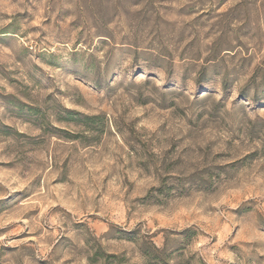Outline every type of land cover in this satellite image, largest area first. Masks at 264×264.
Here are the masks:
<instances>
[{"label":"rangeland","instance_id":"rangeland-1","mask_svg":"<svg viewBox=\"0 0 264 264\" xmlns=\"http://www.w3.org/2000/svg\"><path fill=\"white\" fill-rule=\"evenodd\" d=\"M0 264H264V0H0Z\"/></svg>","mask_w":264,"mask_h":264},{"label":"trees","instance_id":"trees-1","mask_svg":"<svg viewBox=\"0 0 264 264\" xmlns=\"http://www.w3.org/2000/svg\"><path fill=\"white\" fill-rule=\"evenodd\" d=\"M150 245H151L152 251L151 252L145 251L143 255L149 261L150 260L157 261L159 259V250L153 243H150Z\"/></svg>","mask_w":264,"mask_h":264}]
</instances>
